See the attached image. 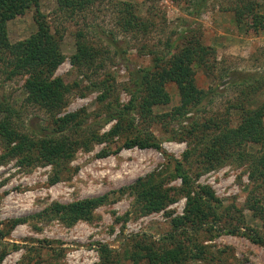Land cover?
<instances>
[{
	"label": "rangeland",
	"instance_id": "rangeland-1",
	"mask_svg": "<svg viewBox=\"0 0 264 264\" xmlns=\"http://www.w3.org/2000/svg\"><path fill=\"white\" fill-rule=\"evenodd\" d=\"M124 1L131 2L140 17L153 22L149 31H124V13L119 10ZM199 1L95 0L72 14L62 11L58 0H40L53 32L61 36L66 56L54 74L70 87L58 117L80 112L85 121L83 131L93 128L99 134L109 133L117 123L116 119L104 121L113 113L112 104L125 105L131 98V69L151 65L155 55L166 51L167 42L182 34L200 39L213 49L207 64L196 67L195 76L197 86L211 92V97L201 110L185 118L144 122L136 112L131 113L135 122H125L122 135L95 142L88 150L79 148L72 159L59 165L27 167L16 158L0 164V254L6 253L0 264H102V247L109 249L115 260L132 264L131 252L143 243L172 247L180 241L188 253L183 264H264V246L249 237L264 236V226L248 205L252 196L262 195V189L255 190L248 165L236 160L206 161L205 144L217 134V127L208 130L203 142L189 134L182 140L172 139L190 129L194 120H229L230 126L236 127L242 117L236 105L257 107L264 102V29L256 30L250 19L238 18L235 7L239 0H208L197 14ZM250 1L256 2L257 10L264 14V0ZM34 14L33 6L8 21V42L28 39L36 32ZM81 30L99 49L97 61L85 67L71 61ZM111 39L119 40V51L110 45ZM260 82L262 86L253 92L249 86ZM103 83L105 88H112L107 100L111 103L99 100ZM166 88L170 102L156 105V115L171 112L181 104L177 84L168 82ZM7 107L16 110V123L27 132L38 131L51 122L47 112L27 102L25 77L8 79L0 71V113ZM140 130L153 133L161 148L123 146ZM258 149L259 144L248 143L249 151ZM105 150L109 154L101 155ZM3 153L0 139V157ZM173 158L183 160L195 189L207 187L213 191L220 202L216 210L219 217L211 214L199 222L176 226L174 219L186 213L185 194L148 214L140 212L132 191L123 194L125 187L155 171L160 173L159 179H165L164 187L181 188V179L174 176ZM57 175L60 178L56 180ZM102 195H108V200L95 208L90 220L68 225L50 211L55 203L70 205ZM46 209L48 213L37 215ZM17 219L25 221L11 227ZM237 225V232H230ZM171 234L176 236L175 241ZM139 264L148 263L143 260Z\"/></svg>",
	"mask_w": 264,
	"mask_h": 264
},
{
	"label": "trees",
	"instance_id": "trees-1",
	"mask_svg": "<svg viewBox=\"0 0 264 264\" xmlns=\"http://www.w3.org/2000/svg\"><path fill=\"white\" fill-rule=\"evenodd\" d=\"M208 0H200L197 5V14L207 4ZM95 0H58L62 11H82ZM257 3L250 0H239L235 12L240 19H250L249 23L256 30L264 29V14L257 10ZM35 7L34 19L37 30L28 39L10 43L7 40V23L26 9ZM124 13L123 29L130 31H149L153 22L148 21L136 14L134 5L124 1L119 7ZM108 39L110 37H107ZM112 40V41H111ZM110 45L120 50L118 39H111ZM181 40V45L177 43ZM143 47H145L143 45ZM213 49L205 46L200 39L188 37L182 34L178 39L167 42L166 51L162 55H155L153 63L144 67L131 69L132 88L131 98L127 104H112L113 113L109 114L105 122L113 119L117 123L109 133L99 134L98 130L86 128L80 112H73L58 117L57 114L66 105V95L70 87L61 77H54L55 71L64 62L66 56L61 49V36L53 32L52 26L41 11L40 0H0V71L6 78L13 79L17 76L25 77V88L27 90V102L43 109L51 116V122L33 133L23 130L15 120L16 110L7 107L0 113V139L4 143V153L0 157V164L9 159L16 158L22 166L37 165H59L72 159L79 148L90 149L95 142L112 140L125 131V122L134 124L131 113L136 112L142 120L156 121L186 117L190 112H198L204 106V101L209 99L211 92L201 89L196 84V67L207 64L208 57ZM127 53V51H123ZM214 53V52H213ZM99 49L87 41L85 31L77 33V52L71 57V61L78 67L92 65L97 61ZM125 58V55H123ZM168 82L177 84L181 104L171 112L156 115L153 109L156 105L170 102V94L166 85ZM246 85V83L244 84ZM105 86L104 83L102 85ZM262 86H249L253 92ZM102 87V88H103ZM112 88L104 87L100 95L101 102H108L111 98ZM249 92H252L249 90ZM213 94V93H212ZM238 108L242 110L241 121L238 126H230L229 120L207 121L194 120L189 124L190 129H184L181 135H175L172 139L182 140L186 135L198 136L202 139L208 134L209 129L217 127V134L205 144L206 161L211 163H222L224 160H236L240 164H247L250 169V179L255 185V190L262 189V195H254L248 200L249 208L258 215L264 226V102L257 107H248L239 103ZM189 119H191L189 117ZM137 130V129H136ZM204 132V133H203ZM197 133H199L197 135ZM260 145L255 152L248 150V143ZM123 146L140 148H161L160 142L155 135L149 131L140 130L136 136L127 139ZM109 154L107 150L101 155ZM169 158L170 155L165 152ZM184 158H188L185 154ZM174 176L182 181L181 188L164 187L165 179H159L157 171L148 176L141 177L122 192L126 194L132 191L137 197V206L142 214H148L166 207L176 197L185 194L188 197L186 213L174 219L176 226L184 222H199L207 215L216 214L219 200L210 188L203 187L197 190L193 187V178L185 168L183 160L173 158ZM56 180L60 177L56 176ZM263 199V200H262ZM108 195L78 200L72 204L55 203L50 211L60 217L68 225H72L80 219L93 218L96 207L105 204ZM206 208L209 211H206ZM49 209L37 214L48 213ZM129 214V212H128ZM25 219L12 221L11 227ZM234 227L230 232H237ZM174 241L176 236H170ZM254 242L264 246V236L250 235ZM185 244L180 241L172 247L167 245L157 246L156 243H143L131 252L132 264H139L146 260L148 264H183L186 258ZM6 253L0 254V263ZM102 264H124L115 260L106 247L101 251Z\"/></svg>",
	"mask_w": 264,
	"mask_h": 264
}]
</instances>
